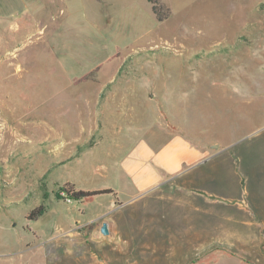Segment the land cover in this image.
I'll use <instances>...</instances> for the list:
<instances>
[{
	"label": "rangeland",
	"instance_id": "374dc122",
	"mask_svg": "<svg viewBox=\"0 0 264 264\" xmlns=\"http://www.w3.org/2000/svg\"><path fill=\"white\" fill-rule=\"evenodd\" d=\"M0 121V264H264V0H0ZM175 136L203 160L134 193Z\"/></svg>",
	"mask_w": 264,
	"mask_h": 264
},
{
	"label": "crops",
	"instance_id": "0c3cea01",
	"mask_svg": "<svg viewBox=\"0 0 264 264\" xmlns=\"http://www.w3.org/2000/svg\"><path fill=\"white\" fill-rule=\"evenodd\" d=\"M43 10H46V8L41 4L36 11L41 14ZM188 140L183 136H175L156 148L143 142H139L132 148L126 157L121 160L120 166L125 179L131 181V189L135 190L134 193L139 194L145 189L152 188L163 177H165L164 179H170L177 176L179 166L184 163L188 164L187 168H190V170L194 169L203 160L206 152ZM125 189L126 187L119 191L116 190V192L117 194L123 193ZM112 195H116V193L114 192ZM121 204V201L116 202L113 220L105 221L108 224L109 231L112 227L115 233L118 234L119 220L117 214L119 208L123 205ZM113 205L114 201L111 202L110 206Z\"/></svg>",
	"mask_w": 264,
	"mask_h": 264
},
{
	"label": "trees",
	"instance_id": "16d2710c",
	"mask_svg": "<svg viewBox=\"0 0 264 264\" xmlns=\"http://www.w3.org/2000/svg\"><path fill=\"white\" fill-rule=\"evenodd\" d=\"M152 11L156 16V19L158 21H162L164 19V15L159 14L157 12V7L156 6H152ZM66 188L63 189V191L65 192V194L68 196L69 199L74 200V201H81L85 198H89V197H93L95 195H99V194H114L113 190L111 189H104L102 191H83V190H75L74 186L72 184H66L65 185ZM42 213V208H38L35 211L32 212V214H34L33 218L37 215H40ZM32 219V218H30Z\"/></svg>",
	"mask_w": 264,
	"mask_h": 264
},
{
	"label": "bare ground",
	"instance_id": "6f19581e",
	"mask_svg": "<svg viewBox=\"0 0 264 264\" xmlns=\"http://www.w3.org/2000/svg\"><path fill=\"white\" fill-rule=\"evenodd\" d=\"M9 125L0 121V149H7V145L9 146L10 141H12L16 135Z\"/></svg>",
	"mask_w": 264,
	"mask_h": 264
},
{
	"label": "water",
	"instance_id": "95a60500",
	"mask_svg": "<svg viewBox=\"0 0 264 264\" xmlns=\"http://www.w3.org/2000/svg\"><path fill=\"white\" fill-rule=\"evenodd\" d=\"M217 146H214V147H211V148H216ZM100 233L102 234V235H108L109 234V228H108V224H107V222H103L102 224H101V227H100Z\"/></svg>",
	"mask_w": 264,
	"mask_h": 264
}]
</instances>
